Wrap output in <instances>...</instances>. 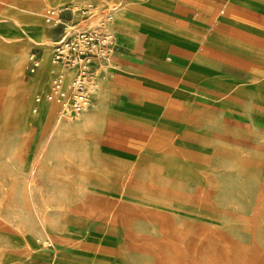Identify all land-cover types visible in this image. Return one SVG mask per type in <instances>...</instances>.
Wrapping results in <instances>:
<instances>
[{
    "label": "crops",
    "instance_id": "1",
    "mask_svg": "<svg viewBox=\"0 0 264 264\" xmlns=\"http://www.w3.org/2000/svg\"><path fill=\"white\" fill-rule=\"evenodd\" d=\"M57 1L63 2L61 6L73 5L74 9L95 5L102 9L115 7L113 22L118 19L133 44L124 39L117 42L118 35L111 31L113 22L110 24L118 53L113 59L120 69L105 73L106 78L101 81L108 80V83L96 95L90 111L79 119L97 133V139L88 141L93 151L105 153L110 150L117 158L132 156L126 160L133 162L143 155V165L139 168L154 165L163 168L167 177L190 175L192 172L187 171V174L171 173L165 162L157 158L156 151L148 149L154 131L134 122L132 115H143L145 109H149L161 117L169 113L184 116V122L173 128L170 122H165L166 130L174 134L176 147L200 155L197 165H207L223 156V151L239 158L238 147L243 143L247 156L263 152L264 0ZM76 11L79 9L64 14L63 21L79 23L81 16ZM129 14L163 22L171 26L172 31L137 24L128 17ZM100 19L95 16L87 25H96ZM11 21L12 28L0 45V54L10 62L8 71L0 70V78L4 79L0 86V102L16 85L17 101L32 97L31 114L35 117H43L45 107H52L58 113L57 105L46 102L38 106V114L33 110L37 107L36 98L49 94L61 73L66 72L69 79L73 75L49 60L50 57L53 59L56 43L63 38V26L49 24L62 30L59 40L54 41L53 36L46 33L47 26L43 36L29 31L28 17L14 15ZM16 25L22 27V31L15 29ZM50 41L54 43L52 52ZM168 52L173 53L172 58L165 56ZM194 53L204 61L195 70H188L187 76L193 79L188 80L187 76L182 79L183 85L198 89L195 96L189 97L175 89L169 76L179 78L184 69L182 58L188 61ZM153 54L162 55L163 60L155 63L148 57ZM32 56L36 57L39 67H35ZM209 75L216 76L215 85L205 82ZM122 98L125 104L121 102ZM141 115L137 116L140 118ZM145 119V116L140 118L141 122H146ZM30 134L36 133L28 132L19 143ZM73 153L74 156L70 152L67 163L78 168L77 153ZM64 157L66 159V154ZM176 160L194 166L190 159L180 157ZM21 163L26 172V163ZM69 173L70 179H77L83 172ZM145 208L148 209L140 211L148 214L119 218L118 235L94 244L86 264H239L242 260H245L242 264H253L251 260L263 257L264 248L259 245L264 242L262 236L257 235L261 225L255 220L258 215L248 216L243 225V218L233 214L259 210L227 208L220 204H156ZM22 248L24 252L20 258L35 259L33 248L28 244Z\"/></svg>",
    "mask_w": 264,
    "mask_h": 264
},
{
    "label": "rangeland",
    "instance_id": "2",
    "mask_svg": "<svg viewBox=\"0 0 264 264\" xmlns=\"http://www.w3.org/2000/svg\"><path fill=\"white\" fill-rule=\"evenodd\" d=\"M10 1L0 0V45L5 42L4 38L12 28L11 19L13 16H27V13L15 8V5ZM61 3L63 2L58 1L53 8L47 11L45 22L50 11L65 7L61 6ZM71 6L73 8V5ZM78 9L81 8L77 6L75 10ZM128 17L137 24H150L165 31H172L171 26L147 16L140 18L129 14ZM47 27V35L53 36L54 41L59 40L62 34L61 28H54L49 24ZM15 29L19 31L21 27L16 25ZM111 29L118 35L117 42L124 39L133 45L129 33L117 18L112 23ZM53 47L54 43L50 41L51 52ZM146 51L149 52V49L147 48ZM29 52L31 54L32 50ZM172 54V52H168L165 56L172 58ZM116 55L118 53L115 51L114 57ZM121 57L124 58V56ZM148 57L155 63H160L163 60L162 55L153 54ZM203 61L204 59L196 53L188 61L182 58L181 65L184 66V69L181 76L179 78H176L175 75L169 76L170 83L177 91L185 93L189 97L196 95L197 88L183 84L178 89L176 87H179L183 77L187 76L188 73L184 74V71L188 66L195 70L196 66ZM105 69L106 73H110L112 70L120 68L115 58H112L111 62L105 65ZM189 77L192 78L187 76L188 80ZM215 79V75H209L205 82L212 86L216 84ZM195 82L200 83L197 79ZM105 83H108V80ZM105 83L101 81L99 92L105 88ZM13 86L5 99L0 102V260L2 259L1 255L6 251H11L14 254L6 264H86L89 250L85 247L92 245L93 250L94 244L118 235L117 223H110L113 217L109 214L101 215L105 213V208H110L111 214H115L118 218H122L124 215L148 214L149 212L140 210L148 209L145 206L156 204H220L227 208L259 210L239 211L233 214H238L243 218V225L249 219L248 216L258 215L255 220H258V224L262 227H258L257 235H261L264 242V149L263 152H255L251 157L247 156V148L244 143L239 144V158L223 151L224 157L218 156L205 166L197 165L194 161V166H188L177 160L173 164V161L180 157L175 156L168 170L171 173L179 174L185 171L187 174L186 170L189 168L194 171L193 173L196 175L194 178H190L191 175L167 177L163 168L154 165L148 168L135 166L133 171L127 170V172L123 169L121 174L126 179L122 180V183L115 188H111L102 183L93 182L84 173L88 171L93 178L105 175L110 181L115 180V172L102 169L106 157H113L110 150L105 153L95 152L88 144L91 138H98L97 133L92 129L87 140L85 139L83 142L80 140L81 147L76 145V143H80L78 142L79 137L74 136L63 140L62 146L58 147L57 151H48L52 129L60 118L59 114L57 116L54 112L48 119L44 116L35 117L31 114L32 97L24 100L27 104L24 108L21 101H17L16 85ZM121 102L125 104L124 98L121 99ZM93 103L87 111H90ZM145 111V114L137 115L145 116L146 122H141V116L139 118L136 113H133L132 120L153 129L154 133L148 149L150 146L165 145V147L173 148L181 154L184 153L185 149L174 145V134L167 131V125L162 123L163 120L168 121L173 128L184 122V116L172 113L174 116L167 114L161 117L149 109H145ZM148 116H151L152 120H149ZM28 132L36 134L26 135L24 141L19 143L20 138ZM70 152L72 155L73 152L77 153L78 168L74 165L68 166ZM192 153L200 157L198 153ZM142 157L143 155L138 160L140 166L143 165ZM128 158H132V156L120 155L119 161L125 162ZM21 161L26 163V172ZM75 170L77 173L79 171L83 173H81V177L71 180L69 171ZM33 174L40 178V186L27 188L28 177ZM89 186L91 189L85 190ZM32 196L36 197L34 202H39V200L52 202L51 212L53 211L52 213L58 219L59 232L56 233L57 236L47 237L46 241H34L31 246L29 241L14 233V227L10 221L13 218L16 219L19 227L20 219L23 218L30 228L36 226L37 220L33 210L30 209V207L33 208ZM13 240H16V243L20 245L19 248L12 246ZM25 244L34 249L35 259L20 258L24 252L22 245ZM251 245L249 244V246ZM259 246L264 248V243ZM261 256L263 257L260 259L251 260L253 264H264V253ZM244 261H240L239 264Z\"/></svg>",
    "mask_w": 264,
    "mask_h": 264
},
{
    "label": "built area",
    "instance_id": "3",
    "mask_svg": "<svg viewBox=\"0 0 264 264\" xmlns=\"http://www.w3.org/2000/svg\"><path fill=\"white\" fill-rule=\"evenodd\" d=\"M114 10L115 7L102 9L96 5L81 9L76 11L81 16V21L77 24L63 21L64 14L75 11L70 6L48 13V24L63 26V38L54 48L53 64L73 75L69 79L66 72L61 73L55 79L50 93L36 98L34 114L39 113L38 106L44 102L58 106L61 120L74 119L87 112L105 77V65L111 62L116 48V38L109 29L114 19ZM95 16H100V21L96 25H87ZM32 61L36 68L39 67L35 56H32Z\"/></svg>",
    "mask_w": 264,
    "mask_h": 264
},
{
    "label": "bare ground",
    "instance_id": "4",
    "mask_svg": "<svg viewBox=\"0 0 264 264\" xmlns=\"http://www.w3.org/2000/svg\"><path fill=\"white\" fill-rule=\"evenodd\" d=\"M10 2H11V4L15 5V8H17L18 10H21V11L27 13V16H25V17H28L30 19V21L28 22V26H27L29 31L38 32L43 36L45 33L46 26H48L47 21L45 22V20H44L45 15H46L47 11H49L51 8H53L56 5V3L58 1L57 0H37V1H33V0H11ZM21 30H22V27H21ZM21 30H19V31H21ZM114 54H115V51H114L113 55ZM49 60L53 64V59L51 57ZM188 67L186 68V71H184V74L188 73L189 69H193V68H190V67L188 68ZM9 68H10L9 59L5 55L0 54V70L1 71H8ZM190 79H192V78H190ZM3 81H4L3 77L0 78V86H2ZM180 87H182V83L179 85V87H176V88L178 89ZM20 101H21L22 106L25 108L27 106L26 102L23 101V99H21ZM43 110H44L43 116L45 115L44 117H46L47 119L54 112L57 116L59 114V112L56 113V111H54V109H52V107H45V109H43ZM87 112L80 114L81 116L78 115L74 119L61 120L60 118H58V120L55 124V127L52 129L53 133L50 137L51 143H49V146H48L49 150L48 151H51V150L57 151L58 147L62 146L61 143L63 140H66L67 138H72L74 136L79 137L78 142H80V140H82V142L85 139L87 140L88 137H90L89 133L92 129H88L87 125L79 122L80 117H83L84 115H86ZM169 115H173V114L169 113ZM165 122L168 123V121H165V120L162 121V123H164V124H165ZM82 142L76 143V145L81 147ZM149 149L152 151H156L157 158L161 161H164L165 164L167 165V168L170 167V163H172L175 156H180L181 158L190 159L197 164L200 161V157L198 155H195L194 153H192L190 151L185 150L184 153L181 154L177 150H175V149L173 150V148L165 147V145H160L158 147L150 146ZM180 157H178V158H180ZM142 158H144V156ZM119 160H120L119 158L117 159L115 157L107 156L105 161H104V166L102 167V169H104V170H109V171H113L116 173L114 176L115 180H113V181H110L108 179V177L105 175L93 178V177H91V175L89 174L88 171H86L84 173L86 174V176H89L90 180H92L93 182L102 183V184L107 185L111 188H115L118 184L122 183L121 182L122 180L126 179V177L121 174L122 173L121 171L123 169H125L126 172H127V170L133 171L135 166H140L139 161H137V162H133V161L121 162ZM183 164H185V163H183ZM186 171H188L189 173L192 172L190 174L191 176H189L190 178H194L196 176L193 173L194 171H192V169L188 168ZM80 172L81 171H79V173ZM183 172L185 174V171H183ZM39 186H40V178L39 177L37 178L34 174L29 175L28 181H27V188H33V187H39ZM90 189H91L90 186L85 188V190H87V191H89ZM31 198H32V202H33V208L30 207V209L33 210L34 216L37 220L36 226L33 228H30L27 225V223L24 221L23 218L20 219L21 223H20L19 227L17 226V221L14 218L11 219L10 223L14 227V233L25 238L27 241L30 242L29 244L32 246L34 241L35 242L38 240H45L46 241L47 237L51 238L53 235H56V233L59 232V224H58V219H56V216L54 215V213H52L53 211L51 212L52 202H50V200H46V201L39 200V202H34L36 197L32 196ZM101 203H104V202L101 201ZM57 204H59V203H57ZM110 210H111L110 208H105V210H104L105 213H103L101 215L109 214L113 217L111 222L117 223V220L119 219L118 216H116L115 214H111L112 212ZM122 219H124V218H122ZM29 221H30V219H29ZM12 244H13L12 246H14V247L16 246L17 248H19V246H20L18 243H16V240L15 241L13 240ZM85 248L90 251V250H92V245H89ZM13 255L14 254L11 251L4 252L1 255L2 259L0 260V264H6L8 262V260H10L13 257Z\"/></svg>",
    "mask_w": 264,
    "mask_h": 264
}]
</instances>
